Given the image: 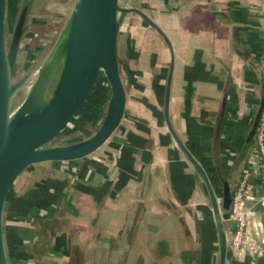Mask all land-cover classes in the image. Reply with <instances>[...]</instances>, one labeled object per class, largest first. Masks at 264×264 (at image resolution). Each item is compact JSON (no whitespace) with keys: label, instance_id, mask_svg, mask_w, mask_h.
Listing matches in <instances>:
<instances>
[{"label":"crops","instance_id":"0c3cea01","mask_svg":"<svg viewBox=\"0 0 264 264\" xmlns=\"http://www.w3.org/2000/svg\"><path fill=\"white\" fill-rule=\"evenodd\" d=\"M136 4L174 47V131L208 172L218 164L228 175L238 158L247 160L251 235L263 238L254 143L241 153L264 96V0ZM123 28L127 103L121 125L94 154L35 165L18 180L6 210L11 264H215L216 252L210 257L201 245L202 230L213 226L209 209L198 207L193 220L185 214L208 193L164 113L170 51L137 14H125ZM227 264H264V255L229 249Z\"/></svg>","mask_w":264,"mask_h":264},{"label":"water","instance_id":"95a60500","mask_svg":"<svg viewBox=\"0 0 264 264\" xmlns=\"http://www.w3.org/2000/svg\"><path fill=\"white\" fill-rule=\"evenodd\" d=\"M22 10L11 40L7 17L9 0H0V264H11L6 239V210L18 180L30 168L45 162H71L86 158L113 136L125 115L127 92L121 73V15L137 14L166 42L171 54L164 113L167 124L181 149L201 176L211 204L218 235L219 263L227 264L229 251L228 223L234 194L242 180L247 160L238 158L229 175L217 164L222 181L220 199L209 173L179 139L170 120V96L175 52L160 26L137 5L126 6L122 0H76L67 28L37 72L27 96L15 107V98L30 74L14 81L19 53L27 32L33 0H23ZM59 68L47 98L49 80ZM110 89L103 121L96 133L81 142L56 144L71 131V126L87 107L96 86L101 82ZM226 100L223 103V113ZM264 115V96L255 114L241 155L254 143ZM223 117V116H222ZM219 120V126L223 118ZM263 231H264V225Z\"/></svg>","mask_w":264,"mask_h":264},{"label":"rangeland","instance_id":"374dc122","mask_svg":"<svg viewBox=\"0 0 264 264\" xmlns=\"http://www.w3.org/2000/svg\"><path fill=\"white\" fill-rule=\"evenodd\" d=\"M75 2L76 0H35L36 5L33 6L28 29L23 39V44L21 46L18 59L19 65L17 67L14 81H18L27 74H30V77L16 95L15 107H17L27 96L30 87L35 81L38 70L44 64L60 36L67 28ZM136 2L137 0H122V3H124L126 6L137 5ZM22 4L23 0H9L7 17L9 40H11L14 28L18 22V18L23 6ZM123 16L124 15H121V28ZM121 33L122 36H124L122 38L125 39L126 32L124 28L122 29ZM104 87L106 89V92L104 91L105 99L98 104L96 102H91L90 106H87V109L84 110V112L81 113V115L77 118L76 123L70 127L71 131L68 132L67 135L60 137L56 144L67 145L78 143L92 137L96 133L105 116L110 97V89L107 88L108 86L106 83H104ZM228 151L233 153V155L235 154V151L232 149H228ZM216 184L217 190H215L218 197L221 199L223 188L222 185L220 183L218 184L217 181ZM202 193L204 194V192ZM203 194L195 200L194 205H191L185 209L187 218L193 217L195 211L199 212L198 207L200 206H205L209 210L211 209L208 194ZM201 218L202 216L200 219ZM211 230L214 232L213 226ZM262 234L263 238L255 240L252 236V240H254L257 244L261 243L262 240H264V233ZM228 238L230 240L228 243L229 245L232 238L229 229ZM228 248L230 249V247ZM256 253L257 252L255 251L251 252V257L256 258L257 256H260V254L257 255ZM218 263L219 253L217 251L215 253V264Z\"/></svg>","mask_w":264,"mask_h":264},{"label":"built area","instance_id":"2783aa9c","mask_svg":"<svg viewBox=\"0 0 264 264\" xmlns=\"http://www.w3.org/2000/svg\"><path fill=\"white\" fill-rule=\"evenodd\" d=\"M255 158L258 162L261 185L264 191V115L257 130L254 143ZM252 174L245 171L242 180L234 194L230 214L226 217L229 225V232L232 235L230 249L235 253L257 252L260 256L264 255V240L256 243L252 240L251 224L249 222L246 201L250 198L249 190L251 186ZM264 207V195L262 197ZM230 242V240H229Z\"/></svg>","mask_w":264,"mask_h":264},{"label":"trees","instance_id":"16d2710c","mask_svg":"<svg viewBox=\"0 0 264 264\" xmlns=\"http://www.w3.org/2000/svg\"><path fill=\"white\" fill-rule=\"evenodd\" d=\"M109 88V87H107ZM108 90V89H107ZM106 92V89L104 87V81L101 80V82L96 86L94 92H93V95L91 97V99L88 101L87 103V106H90V103L91 102H96L97 104L99 102H101L102 98L105 97L104 93ZM87 107L84 109L86 110ZM84 110L82 111V113L84 112ZM70 132V131H68ZM257 134V132H256ZM255 138H256V135H255ZM254 143H255V139H254ZM221 170H223V167L221 168ZM219 170H217V167L216 169H213L212 172H208L209 173V176H210V179L215 187V189L217 190V187H216V181L218 182V184L220 183L222 185V181H221V177L219 176ZM224 172V171H223ZM224 174L226 175V173L224 172ZM215 190V191H216ZM11 198V196H10ZM10 198H9V201H10ZM8 201V203H9ZM210 212V216H211V221L210 224L213 223V227H214V232H212L211 228L212 226H207V228L203 231L202 230V235H204L205 238L202 239L203 241V245L205 248H209V256L212 257L213 256V252H219V247H218V235H217V230H216V227H215V223H214V220H213V215H212V211L211 209L209 210ZM208 213V211H207ZM212 222V223H211ZM217 243V244H216ZM9 248V257H10V260L12 262V258L14 257V252L12 251V249L10 248V246L8 247ZM214 250V251H213Z\"/></svg>","mask_w":264,"mask_h":264},{"label":"bare ground","instance_id":"6f19581e","mask_svg":"<svg viewBox=\"0 0 264 264\" xmlns=\"http://www.w3.org/2000/svg\"><path fill=\"white\" fill-rule=\"evenodd\" d=\"M58 72H59V68H58V69L54 72V74L51 76V78H50V80H49V87H48L47 95L45 96V98H47L50 89H51L52 86L54 85V83H55V81H56V78H57V75H58Z\"/></svg>","mask_w":264,"mask_h":264}]
</instances>
